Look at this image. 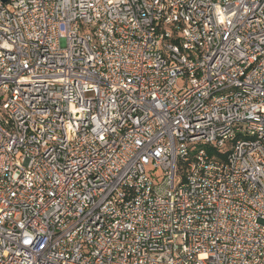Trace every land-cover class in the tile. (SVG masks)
Returning a JSON list of instances; mask_svg holds the SVG:
<instances>
[{
    "label": "built area",
    "instance_id": "1",
    "mask_svg": "<svg viewBox=\"0 0 264 264\" xmlns=\"http://www.w3.org/2000/svg\"><path fill=\"white\" fill-rule=\"evenodd\" d=\"M0 264H264V0L0 1Z\"/></svg>",
    "mask_w": 264,
    "mask_h": 264
},
{
    "label": "water",
    "instance_id": "2",
    "mask_svg": "<svg viewBox=\"0 0 264 264\" xmlns=\"http://www.w3.org/2000/svg\"><path fill=\"white\" fill-rule=\"evenodd\" d=\"M3 4L7 3L9 0H0Z\"/></svg>",
    "mask_w": 264,
    "mask_h": 264
}]
</instances>
